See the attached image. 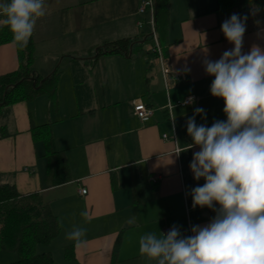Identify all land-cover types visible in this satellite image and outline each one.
<instances>
[{
    "label": "crops",
    "instance_id": "0c3cea01",
    "mask_svg": "<svg viewBox=\"0 0 264 264\" xmlns=\"http://www.w3.org/2000/svg\"><path fill=\"white\" fill-rule=\"evenodd\" d=\"M141 1L45 0L47 13L33 32V69L44 78L58 69L57 90L54 99L41 95L12 107L10 136L0 140V186L40 193L50 205L61 232L41 252H50L55 264L58 251L62 264H155L139 252L141 235L166 234L173 225L191 235L193 225L213 218L207 208L189 210L191 189L205 182L189 168L199 148L175 152L193 143L186 121L197 107L206 111V119L196 116L198 125L226 120L223 99L210 94L214 77L202 64L233 47L221 31L219 0H168L157 34L169 72L183 74L168 87L157 61L147 57L149 14L139 13ZM122 39L141 43V53L96 56L104 44ZM253 44L264 48V13L256 8L246 21L242 51ZM18 64L15 44L0 46V76ZM190 97L189 105H178ZM136 98L154 110L148 122L135 115ZM44 125L52 130V148L64 154L67 184L53 187L46 180L45 147L33 136ZM133 215L136 223L129 225ZM74 225L87 229L84 247L65 239ZM68 246L75 261L64 257ZM15 258L0 253V264Z\"/></svg>",
    "mask_w": 264,
    "mask_h": 264
},
{
    "label": "clouds",
    "instance_id": "9594fccd",
    "mask_svg": "<svg viewBox=\"0 0 264 264\" xmlns=\"http://www.w3.org/2000/svg\"><path fill=\"white\" fill-rule=\"evenodd\" d=\"M46 13L45 0H0V25L20 48ZM247 18L233 13L225 19L221 31L233 47L218 60L202 61L214 77L210 94L224 101L226 120L198 125L196 116L206 119V111L197 107L186 121L193 143L175 152L199 148L189 168L195 180L205 182L191 189L192 207L209 208L215 216L206 225H193L191 235L177 225L159 236L141 235L139 252L155 264H264V48L253 44L242 51ZM81 216L87 220V210ZM126 222L135 224L136 216ZM86 235V228L74 225L65 239L81 248Z\"/></svg>",
    "mask_w": 264,
    "mask_h": 264
},
{
    "label": "trees",
    "instance_id": "16d2710c",
    "mask_svg": "<svg viewBox=\"0 0 264 264\" xmlns=\"http://www.w3.org/2000/svg\"><path fill=\"white\" fill-rule=\"evenodd\" d=\"M155 2L157 23L162 12L167 11L168 0ZM255 8L264 13V0H219L218 12L222 22L233 13H238L242 17L247 16L249 19ZM8 43H13L17 47L19 64L15 71L0 76V140L10 136L6 121L12 107L41 95H48L54 99L59 76L58 69L47 78L39 76L33 69L35 54L33 35L27 46L20 48L13 42V34L9 28L1 25L0 46ZM141 51L142 45L138 41L122 39L104 44L98 49V56L130 52L138 54ZM33 79L36 80V84ZM33 136L45 147L48 184L55 187L70 182L71 177L63 152H57L52 148L53 133L50 126L34 128ZM209 210L214 217L215 212ZM60 232L61 224L58 217L40 193L22 195L15 185L0 186V253L16 257L8 264H55L53 255L50 252H39V247L49 246ZM64 257L67 261H75L73 246L64 249Z\"/></svg>",
    "mask_w": 264,
    "mask_h": 264
},
{
    "label": "built area",
    "instance_id": "2783aa9c",
    "mask_svg": "<svg viewBox=\"0 0 264 264\" xmlns=\"http://www.w3.org/2000/svg\"><path fill=\"white\" fill-rule=\"evenodd\" d=\"M155 12H156L155 0H142L141 1L139 13L149 14L150 35H149V48L147 51V57H150L151 59L153 58L155 61H157V63L160 66L161 72L163 74L165 85L168 87L169 79L183 78V74L181 72H178V73H174V75H171V73L169 72L167 68V62L165 59V55L163 54L161 45L159 43L158 34H157ZM141 24L142 23H140L139 25L141 26ZM187 101H189V98H187L183 102H179L178 105H181V106L189 105L191 102L186 103ZM132 103L134 106V113L141 121L148 122L152 118L154 110L151 107H149L143 101L142 98H136L132 101ZM164 138L166 139V136H164ZM86 193L87 191L85 189L81 191V194L83 195ZM192 209L194 208L192 206H189V210H192ZM168 231L169 230H167L166 233Z\"/></svg>",
    "mask_w": 264,
    "mask_h": 264
},
{
    "label": "rangeland",
    "instance_id": "374dc122",
    "mask_svg": "<svg viewBox=\"0 0 264 264\" xmlns=\"http://www.w3.org/2000/svg\"><path fill=\"white\" fill-rule=\"evenodd\" d=\"M42 248H45L44 246L43 247H39V252H41V249ZM7 254V253H6ZM55 258H56V262H57V264H62V260H60V256H59V251H58V253H55ZM62 261V262H61Z\"/></svg>",
    "mask_w": 264,
    "mask_h": 264
},
{
    "label": "water",
    "instance_id": "95a60500",
    "mask_svg": "<svg viewBox=\"0 0 264 264\" xmlns=\"http://www.w3.org/2000/svg\"><path fill=\"white\" fill-rule=\"evenodd\" d=\"M97 54H98V51H96V56H97ZM34 80V82H35V84H36V80L35 79H33Z\"/></svg>",
    "mask_w": 264,
    "mask_h": 264
}]
</instances>
